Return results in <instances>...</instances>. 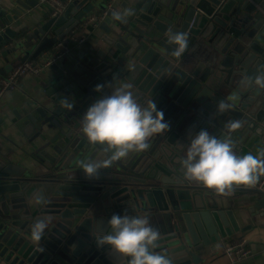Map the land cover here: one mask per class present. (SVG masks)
Instances as JSON below:
<instances>
[{
  "label": "water",
  "instance_id": "water-1",
  "mask_svg": "<svg viewBox=\"0 0 264 264\" xmlns=\"http://www.w3.org/2000/svg\"><path fill=\"white\" fill-rule=\"evenodd\" d=\"M69 1L64 13L50 17L26 39L31 50L37 47L34 42L49 33L65 38L91 14L100 12L105 15L97 24L101 36L106 35L104 40L121 57L111 62L116 72L110 71V64L84 60L85 72L76 79L87 92L71 111L60 105L68 92L46 86V95L56 108H39L38 117L28 119L36 130L31 140L36 158L49 176L36 177L0 151V261L127 264L109 246L97 242L112 231L108 224L112 215L127 214L149 219L160 234L155 251L173 264H199L202 261L196 252L239 230L235 214L224 204L226 198L187 180L181 161L190 135L207 130L223 139L224 125L230 120L243 125L231 133L238 156L246 138L245 145L256 138L264 144V89L241 83L245 77L254 79L264 66V0H151L128 23L115 20L114 11L106 10L98 0ZM164 9L169 12L166 16ZM11 16L0 7V58L6 62L11 55L26 52L25 43L9 28ZM113 22L119 31H113ZM61 25L63 30H59ZM169 30L188 36L187 49L179 58L171 54L174 46L167 42ZM17 64L15 60L11 65ZM119 74L124 75L120 83ZM137 77L142 84L138 88ZM145 82L149 85L143 88ZM124 83L133 86L130 90L141 105L153 100L169 129L151 137L148 150L130 152L89 178L81 162L103 161L111 152L105 145L88 143L80 122L97 99ZM97 85L104 86L103 92L95 91ZM232 95L238 99L228 100ZM221 100L232 104L222 114L216 108ZM44 136L48 140L39 144L37 139ZM256 193L254 209L264 210V191ZM37 196L46 203L37 204ZM41 218H49L51 224L39 251L30 241V226Z\"/></svg>",
  "mask_w": 264,
  "mask_h": 264
},
{
  "label": "crops",
  "instance_id": "crops-1",
  "mask_svg": "<svg viewBox=\"0 0 264 264\" xmlns=\"http://www.w3.org/2000/svg\"><path fill=\"white\" fill-rule=\"evenodd\" d=\"M41 1L42 0H0V7L2 10L12 15L9 28L17 34L24 43L36 29L48 20L47 16L49 15V10ZM63 1L65 2V10L62 13L67 10L70 4L69 0ZM98 1L108 11H119L123 13L125 10H131L133 13H142V9L151 0ZM89 5L90 3H87L85 8ZM168 13V9L162 11V14L165 16ZM104 16L105 15L100 12L91 14L88 19L83 20L79 26L75 27L73 31L66 36L65 39L76 37L79 40H84V43L79 44L70 42L67 53L54 64L57 67L56 70L52 68V66H54L52 65L46 67L45 69L47 70H45L43 74H29L22 77L15 89H10L3 95H0V120L3 122L2 124L0 123V151L6 154L7 158H11L14 165L25 171L28 170L38 178L49 176V172L46 166L36 158L37 151L31 143L33 134L36 130L29 122L30 120L28 117L33 116L37 118V110L39 108L45 110H54L56 108L51 98L46 95V86L54 88L58 90V92L67 91V99L72 104L80 102L85 97L87 90L83 88L84 86H81L76 79L85 72L82 68L84 60L88 59L95 65L101 63L111 65L114 59L118 60L117 58L121 57L119 51L112 48L104 40L106 35L104 37L101 36V31L97 24L103 22ZM126 19L128 23V21L130 22L133 19V16L131 15ZM111 27L113 31H119L115 22L111 24ZM22 30H26L27 36H21ZM59 30H63V25H61ZM49 34L50 35H47L43 40L34 42V44L37 45L36 49L31 50L32 44L25 43V53L21 54L19 52L18 56L11 55V61L9 62L0 58V82L14 71L13 68L24 62L32 61L44 63L48 61L52 57L56 46L60 42L59 39L61 38L58 35ZM4 49L6 50L9 48L5 47ZM164 54L168 55L167 53ZM15 60L19 61L20 64L12 66L11 64ZM119 67H122L120 63ZM222 67L223 65L220 69H222ZM130 69L131 67H128L126 72ZM155 70L159 72L160 68ZM110 71L116 72L117 66L111 65ZM149 71L152 72L151 69H149ZM138 78L139 77L135 79L137 88L142 86ZM118 80L119 83L122 82L124 80V75L119 74ZM148 85L149 82H145L143 88H146ZM131 89H133V86H131ZM62 117L58 118L60 122H62ZM43 129H46V127ZM44 134H46V132H44ZM44 140H48V138L44 136V139H37L39 144ZM246 141L247 138L245 139V143ZM245 143L241 155L251 153L256 156L260 151H264V144H261L259 138L253 141L251 140L250 144L247 142L249 146H247V144L245 145ZM1 145L3 147H1ZM219 197L226 198L224 204L228 205L229 209L227 210L235 214L239 231L228 235L227 238L210 246L217 247L216 251H212L210 247H207L196 252L198 261H202L199 264H231L225 256L224 250L229 244L240 241L244 242L245 247L251 251L252 255L236 264H264V210L254 209V204L259 198L258 193L248 189L245 185H239L233 187L232 191L228 192V194L219 195ZM0 264L7 263L0 261Z\"/></svg>",
  "mask_w": 264,
  "mask_h": 264
},
{
  "label": "clouds",
  "instance_id": "clouds-1",
  "mask_svg": "<svg viewBox=\"0 0 264 264\" xmlns=\"http://www.w3.org/2000/svg\"><path fill=\"white\" fill-rule=\"evenodd\" d=\"M133 14L131 10L123 13L118 11L113 13V18L127 23L126 18ZM167 42L174 46L172 56L179 58L187 49L188 36L169 30ZM241 83L264 89V66L258 69L254 79L245 77ZM103 87L97 85L95 91L101 93ZM130 89V84H122L111 94L97 99L83 115L80 124L88 143L105 145L106 150L111 152L103 161L81 162V169L89 178L98 176L100 170L110 168L113 162L122 160L130 152L148 150V140L169 129L164 113L157 110L153 100L143 106ZM237 99V95L228 97L230 101ZM60 105L68 111L74 107L67 99H61ZM231 107L232 104L221 100L216 105L217 113L222 114ZM242 126L240 120L228 121L224 125L226 135L223 139L207 130L190 135L186 157L181 161L185 178L202 184L217 195L228 194L234 185L257 184L264 177V151L256 156L251 153L239 156L236 154L231 133ZM36 203L44 204L46 201L42 196H37ZM50 224L49 218H41L30 226V241L38 246L39 251L43 250L41 240ZM108 224L112 231L103 234L97 242L101 246H109L127 264H173L166 255L155 251L160 234L150 225L146 216L114 214Z\"/></svg>",
  "mask_w": 264,
  "mask_h": 264
},
{
  "label": "built area",
  "instance_id": "built-area-1",
  "mask_svg": "<svg viewBox=\"0 0 264 264\" xmlns=\"http://www.w3.org/2000/svg\"><path fill=\"white\" fill-rule=\"evenodd\" d=\"M41 3L48 8L51 18L61 14L65 10V2L63 0H42ZM65 38L59 39L60 42L56 46L52 57L48 61L44 63L27 61L16 67V69H14V71H12L7 78L0 82V95H3L10 89H15L22 77L29 74H42V71L46 67L54 65L67 53L70 42L79 44L84 43V40H79L76 37L68 39ZM246 187L252 191H264V177H261L259 182L254 186L246 185ZM224 253L231 264L240 263L252 255L251 251L245 247L243 241L229 244L225 248Z\"/></svg>",
  "mask_w": 264,
  "mask_h": 264
},
{
  "label": "trees",
  "instance_id": "trees-1",
  "mask_svg": "<svg viewBox=\"0 0 264 264\" xmlns=\"http://www.w3.org/2000/svg\"><path fill=\"white\" fill-rule=\"evenodd\" d=\"M50 18V14L47 16V19H49ZM21 36H23V37H25V36H27V34H26V30H22L21 31ZM51 55V54H50Z\"/></svg>",
  "mask_w": 264,
  "mask_h": 264
}]
</instances>
